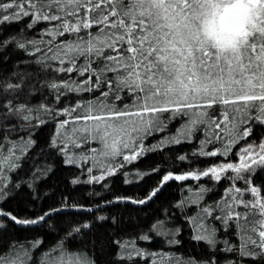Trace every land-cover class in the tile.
<instances>
[{
	"label": "snow or ice",
	"instance_id": "6c2138e0",
	"mask_svg": "<svg viewBox=\"0 0 264 264\" xmlns=\"http://www.w3.org/2000/svg\"><path fill=\"white\" fill-rule=\"evenodd\" d=\"M0 9H14L8 14L0 13V24L30 17L27 28L33 29L46 22L41 36L51 37L48 44L54 47L50 46L35 63L44 70L66 74L65 79L49 85L53 90L64 89L56 96L58 102L68 94H76L77 99L75 104L59 110L41 107L47 112L55 111L56 117H66L57 120L51 142L52 147H57V140L62 137L60 151L67 156L65 163H77L75 155L68 154L70 147L80 149L92 142L97 145L88 149L90 155L81 152L79 156L103 169L100 175L90 176L87 183L103 181L146 152L166 144L192 141L197 133L203 138L193 156L228 157L233 146L244 141L235 153L237 160L203 171L179 175L169 172L161 185L190 177L231 180L220 200L201 207L191 218L197 233L193 238L216 245L217 229L205 224L211 217L226 230L234 229L237 243L225 239L224 251L238 252L241 257H260L258 264H264V185L253 183L254 175L264 172V138L259 143L246 142L254 125L264 126V0H9L0 3ZM17 48L26 51L27 44L17 43ZM40 51L37 47L29 55ZM52 62H56L55 67ZM0 87L10 92L19 89L20 84ZM11 103L4 105L9 113H18L25 107L13 109ZM177 119L181 124L175 133L163 136L156 144H146L154 133L165 132ZM32 143L26 142L29 146ZM216 144L220 147L206 150ZM120 156L123 163L113 164ZM178 159L183 161L186 157L181 155ZM9 163L10 157L0 156V173ZM16 167L17 164H10V170ZM229 172L231 176L227 175ZM238 181H243L244 187L238 186ZM158 190L154 189L147 199ZM209 191L201 186L193 193L191 203L199 205L203 193ZM132 202L144 204L145 200ZM48 215L46 212L27 220L0 210V216H10L20 225L36 224ZM88 227L85 223L73 228L64 240L40 256L39 264H96L87 252L71 250L65 243L73 233ZM140 239L150 237L144 235ZM41 243L36 240L26 247L13 241L6 251H0V264H30L31 249ZM114 243L121 249L118 259L150 255L152 264H200L163 251L145 253L136 249L133 241ZM168 243L179 241L172 239Z\"/></svg>",
	"mask_w": 264,
	"mask_h": 264
},
{
	"label": "trees",
	"instance_id": "16d2710c",
	"mask_svg": "<svg viewBox=\"0 0 264 264\" xmlns=\"http://www.w3.org/2000/svg\"><path fill=\"white\" fill-rule=\"evenodd\" d=\"M7 2L9 0H0V3ZM11 11L14 9H0L2 14ZM29 22L30 17H23L19 21L0 24V85L20 84L19 89L10 92H4L0 87V156L10 157L11 163L18 165L8 171L0 190L3 196L0 199V210L27 220L37 219L46 212L49 215L43 221L30 225L16 224L10 216H0V251H6L13 241L31 247L32 242L40 240L41 245L31 249L33 260L30 262L39 264V258L44 252L64 240L73 228L87 223L88 228L73 233L65 243L71 250L87 252L96 264H152L153 257L150 255H133L131 260L126 257L118 259L121 249L115 241H133L135 248L145 253L163 251L184 261L191 258L200 264L211 261H215V264H258L260 257H241L238 252L224 251L225 239L234 245L237 243L234 229L226 230L220 221L211 217L205 224L209 229H217L216 245L213 247L205 240L193 238L197 233L191 218L201 207L220 200L232 183L231 180L222 178L217 182L211 176L201 177L200 180L190 177L185 181L173 179L161 185L163 176L169 172L179 175L203 171L221 162L237 160L235 153L245 142L233 146V152L228 157L193 156V150L199 147V140L203 138L201 133H197L192 141L166 144L124 164L114 175L106 176L103 181L87 183L90 176L100 175L103 169L93 167L91 159L83 161L79 156L81 152L90 155L88 149L97 145L92 142L82 145L80 149L70 147L68 154L75 155L77 159L74 164L65 163L67 156L60 151L62 137L57 140L59 146H51L56 135L57 120L66 117H56L55 111L47 112L41 105L59 110L75 104L77 97L76 94H68L61 97L59 102L56 100L58 92L64 89L53 90L49 85L65 79L66 74L44 70L40 64L35 63L38 57L54 45L48 44L51 37L41 36V30L47 26L46 22L35 25L33 29L27 28ZM33 40L35 44L27 43ZM3 41H8V44H3ZM17 43H26L27 50L18 49ZM37 47L41 51L29 55ZM52 63L55 67L56 62ZM8 101L12 102L13 109L20 105L25 107L18 113H9L4 107ZM24 116L29 119H23ZM40 120L45 123L41 124ZM180 124L181 121L177 119L165 132L154 133L146 140V144H156L163 136L175 133ZM253 127L252 135L246 138L247 143H259L264 138V126ZM28 140L33 141L30 146L26 144ZM215 147L220 145H209L206 150L212 151ZM22 149L26 150L22 152ZM9 150L15 155L12 156ZM181 155L186 159L179 160ZM112 163H123V157H117ZM88 168H92L91 173ZM153 169L158 170L153 172ZM227 175L231 176L232 173ZM73 180L78 182L74 184ZM253 183L264 185V172L255 174ZM237 185L244 187L243 181H238ZM201 186L211 191L203 193L204 198L199 205L191 203L193 193L199 191ZM154 189L159 190L151 199H147ZM133 200H145V203H133ZM219 214L217 211L216 215ZM99 217L105 219L100 220ZM153 225L157 227L153 228ZM159 232L167 235H158ZM144 235L150 239H140ZM172 239L179 243L169 244L168 241Z\"/></svg>",
	"mask_w": 264,
	"mask_h": 264
},
{
	"label": "rangeland",
	"instance_id": "374dc122",
	"mask_svg": "<svg viewBox=\"0 0 264 264\" xmlns=\"http://www.w3.org/2000/svg\"><path fill=\"white\" fill-rule=\"evenodd\" d=\"M10 160H11V158H10ZM11 161H10V163H11ZM10 163H9V165H5L4 168H3L4 170L2 171V173H0V190H1V188L3 187V185L5 183V179L7 177L8 171L10 170V168H9L10 167Z\"/></svg>",
	"mask_w": 264,
	"mask_h": 264
}]
</instances>
